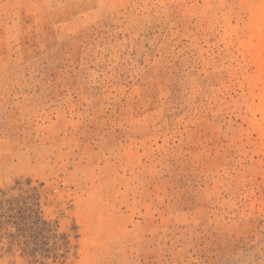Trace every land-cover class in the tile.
<instances>
[{"label":"rangeland","instance_id":"rangeland-1","mask_svg":"<svg viewBox=\"0 0 264 264\" xmlns=\"http://www.w3.org/2000/svg\"><path fill=\"white\" fill-rule=\"evenodd\" d=\"M0 264H264V0H0Z\"/></svg>","mask_w":264,"mask_h":264}]
</instances>
